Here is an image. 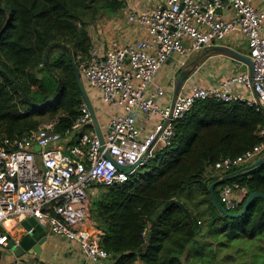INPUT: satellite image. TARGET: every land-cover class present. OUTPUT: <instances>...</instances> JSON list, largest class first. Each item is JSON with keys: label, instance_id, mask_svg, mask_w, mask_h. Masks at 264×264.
Instances as JSON below:
<instances>
[{"label": "trees", "instance_id": "trees-1", "mask_svg": "<svg viewBox=\"0 0 264 264\" xmlns=\"http://www.w3.org/2000/svg\"><path fill=\"white\" fill-rule=\"evenodd\" d=\"M121 7L119 0H0V145L3 139L18 140L37 129L42 118H57L58 131L72 125L83 102L74 66L79 71L80 60L88 56L89 26ZM263 121L261 110L238 99L199 101L177 121L170 144L141 163L127 182L98 188L88 200L86 221L98 232L100 246L110 254L108 261L201 264L193 263L189 246L207 235L213 239L209 232L214 228L228 247L237 241L249 255L251 246L252 256L240 264H261L264 199L256 198L242 217H220L208 186L243 168L220 170L215 164L264 142L258 134ZM232 183L247 190L232 211L236 213L249 194L264 193V165L217 186V198L218 188ZM193 187L205 205V233L197 227L201 220L181 199ZM257 240L262 246L257 244L255 253ZM234 252H223V259L234 264Z\"/></svg>", "mask_w": 264, "mask_h": 264}, {"label": "built area", "instance_id": "built-area-1", "mask_svg": "<svg viewBox=\"0 0 264 264\" xmlns=\"http://www.w3.org/2000/svg\"><path fill=\"white\" fill-rule=\"evenodd\" d=\"M147 1L146 9L127 16L129 22L147 30L146 38L130 43L109 40L102 51L91 44L88 56L79 59L81 78L100 91L104 103L124 109L100 128L102 142L84 101L69 128L58 131V119L53 118L18 140H2L0 225L5 220L18 224L34 218L52 234L76 242L91 262L107 261L110 254L100 246L98 232L86 225L87 203L98 188L128 181L132 172L119 171L117 165H132L146 154L148 159L154 150L169 145L177 121L199 101L238 99L264 114V13L252 0ZM236 31L243 35L254 66L253 90L249 74L240 73L216 87L192 86L179 92L171 104L156 103L165 90L150 89V84L169 58L183 57L182 66L191 52L224 45ZM237 84L249 88L253 96L235 93L232 87ZM150 117H157L158 122L144 135ZM258 134L264 137V121ZM263 155L261 142L239 156L221 159L215 168L247 165ZM246 193L238 183L223 184L218 200L232 212ZM8 241V233L0 232V246H7ZM12 264L44 262L17 258Z\"/></svg>", "mask_w": 264, "mask_h": 264}, {"label": "crops", "instance_id": "crops-1", "mask_svg": "<svg viewBox=\"0 0 264 264\" xmlns=\"http://www.w3.org/2000/svg\"><path fill=\"white\" fill-rule=\"evenodd\" d=\"M252 4L257 10L264 13V0H252ZM149 5L150 2L147 0L125 1L123 7H121L120 10L111 14L110 18L107 21H105L106 23H102L100 28L98 26L99 28L98 31L95 34L91 35L92 44L97 46L99 51H102L106 47V43L109 40H116L120 43H130L141 38H146L148 36L147 30L145 28L139 27L135 23L129 22L127 16L130 11H142L146 9V7H148ZM221 44L229 46L235 50L240 48L242 44L245 47H247L245 39L239 31H236L235 33L229 35ZM201 51H193L187 56L188 58H186V62L189 63L191 61L190 64L185 63L181 66V62L183 61L184 58L180 56H174L172 60L169 61V63L163 64V66L159 69V71L154 76L150 84V89H154L155 87L159 86L164 88L165 90L164 97L157 99L156 103L162 106L172 103L173 92H174L173 83L175 81V78L178 76L179 72L183 68L190 69L191 71L188 74V76H186L185 79L183 80L179 92L188 91L192 86L195 85L206 88L216 87L219 85V83H221L222 81L226 80L228 77L234 74H240V72L249 74L248 67L239 66L240 64H236L226 56L216 53H211L208 54L207 56L199 58L197 62L198 64L193 66L192 62L196 58H198ZM196 52L198 55L194 58V60H191L192 55ZM164 67H165V71L160 73V71ZM241 67H243V69ZM244 68H246V70H244ZM170 80H173L172 84H170ZM88 86L91 87V95L93 99H91L90 97L89 98L92 102V105L95 108L100 128H104L112 116L116 114L124 113V109L122 107L111 106L104 103L101 98L100 91L89 84ZM232 89L237 94L244 95L246 97L253 96L251 90L249 88L244 87L243 85L242 86L239 84L234 85ZM104 108H106V110L109 111L107 116H103L102 109ZM157 122H158L157 117H150L142 133L146 135L149 131H151V128ZM157 148H159V146ZM156 150H154V152ZM247 165H243V168ZM212 174L214 176H217L218 172L214 170ZM221 177L223 176H220L219 178ZM90 197L92 198L94 196H90ZM196 197H197L196 199L197 204H193V201H195ZM201 198L202 195L200 192L197 194V196L181 197L183 202L190 209L191 215L193 217L197 209L205 208V205L200 203ZM19 225L20 223L17 224L13 220H5L1 224L2 228L8 234L11 232L13 228L19 227ZM86 225H87V221H86ZM88 227L95 229L92 226H88ZM259 241L261 242V240ZM262 242L264 244V240H262ZM254 243L256 244H253V246H255V248H258L257 247L258 240L257 242ZM40 247L42 251L41 254L39 255L24 254L23 256L17 257L15 256L14 251L10 250L7 246H0V264H12L17 258L39 259L42 262H44V264H111L108 260L97 263L91 262V260H89L80 251V248L76 242L54 235L49 230H46V240L40 245Z\"/></svg>", "mask_w": 264, "mask_h": 264}, {"label": "water", "instance_id": "water-1", "mask_svg": "<svg viewBox=\"0 0 264 264\" xmlns=\"http://www.w3.org/2000/svg\"><path fill=\"white\" fill-rule=\"evenodd\" d=\"M211 53H216L220 54L223 56H226L227 58L231 59L233 62L236 64H244L248 67L249 69V78L251 82V89L253 90V74H254V66L252 61L250 60L249 57L243 55L239 51L226 46V45H214L210 46L208 48L203 49L200 52V55L198 58H196L193 62L192 65H196L199 58H202L204 56H207L208 54ZM172 58H169L166 63H169ZM190 69L183 68L178 76L175 78L174 81V92H173V101H175L181 84L183 80L185 79L186 76L190 73ZM74 74L76 78V82L79 86V89L82 94V99L85 102L91 117H92V123L94 127V131L100 140V142L103 141L102 138V133L100 129V125L98 122V117L95 111L94 106L92 105V102L87 94V91L84 86V82L81 79V76L79 74V71L77 70L76 66H74ZM35 150H39V147L37 146ZM147 154L143 156V158L136 163L129 165V166H122V165H117V168L119 171H127V172H133L141 163L147 160ZM264 165V155L255 160L254 162L250 163L249 165L245 166L238 172H236L233 175H225L218 180L212 182L208 186V192L211 196V204L215 208L216 212L219 214L220 217H228V218H239L242 217L246 211L248 210V207L250 204L256 199V198H262L264 199V193L261 192H252L251 194L248 195L246 198L242 209L240 212H228L219 202L216 194H215V188L219 186L220 184L236 177H241L248 175L251 171L254 169ZM0 232H5V230L2 228L0 225ZM8 245L7 247L10 250L14 251L15 256L20 257L23 256L24 254H36L39 255L41 254V247L40 245L46 240V229H44L41 225L37 224L34 218H28L27 220H24L20 223L19 227L13 228L11 232L8 234ZM115 256H113V259Z\"/></svg>", "mask_w": 264, "mask_h": 264}, {"label": "rangeland", "instance_id": "rangeland-1", "mask_svg": "<svg viewBox=\"0 0 264 264\" xmlns=\"http://www.w3.org/2000/svg\"><path fill=\"white\" fill-rule=\"evenodd\" d=\"M109 18H110V16L107 13H104L103 16H101V18L97 19V21L95 23L91 24L89 26L90 35L95 34L98 31V29L100 28L101 24L106 23L105 21H107ZM98 26H99V28H98ZM237 50L240 53H242L243 55H245L247 57L249 56L248 47H245L243 44ZM197 55H198L197 52L194 53L192 55L191 60H194V58ZM190 63H191V61L187 64H190ZM239 66L244 67L246 65L240 64ZM165 67L160 71V73L165 71ZM243 67H241V68L243 69ZM244 70H246V68H244ZM82 81L84 82V86H85V89L87 91V94L89 95V97L91 99H93V97L91 95V87H89L88 83H86L83 79H82ZM172 83H173V80H170V84H172ZM102 113H103V116H107L109 111L106 110V108H104V109H102ZM41 120H42V122H45L48 119L42 118ZM101 189L102 188H100V190ZM198 193H199L198 188L193 187L192 189L185 191L183 196H197ZM196 199H197V197L195 198V201H193V204H197ZM201 210L202 209L199 208L195 211V215L197 216V218H199L201 220V224H199L197 227L200 231H202V233H205L207 231V227H208L207 222L208 221L206 220L207 218L205 217L204 213L201 212ZM210 229H212V228H210ZM216 232L217 231L214 228L209 232L210 235L213 237V239L207 235L204 238L196 239V241L193 244H190L189 248L191 250V254H192L191 258L193 260V263L201 261V264H226L227 261H225L222 257L224 255L223 252L232 253L235 251L234 254H235L236 262L234 264H240L242 261L241 259H244L246 257L248 258L249 256H252V251H251V246H250L251 244L249 245L250 246V254L246 255L247 253L245 250L241 251L242 247L240 246V243H238L237 241H234L232 243V245H230V247H228L227 244L224 242L223 238H221L219 235H216ZM207 244H209L208 248H206ZM257 244L261 245L262 243L258 240ZM254 252L258 253V248H255V246H254ZM202 253L205 254V256L207 257V260L203 259ZM261 257H264V256H261ZM232 263H233V261L228 262L227 264H232ZM242 263H243V261H242ZM256 263L258 264L257 260H256ZM261 264H264V259H262Z\"/></svg>", "mask_w": 264, "mask_h": 264}]
</instances>
